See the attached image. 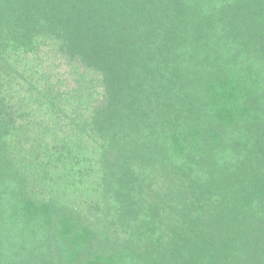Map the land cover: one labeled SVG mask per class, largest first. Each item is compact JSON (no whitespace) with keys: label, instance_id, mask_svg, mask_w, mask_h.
I'll list each match as a JSON object with an SVG mask.
<instances>
[{"label":"trees","instance_id":"1","mask_svg":"<svg viewBox=\"0 0 264 264\" xmlns=\"http://www.w3.org/2000/svg\"><path fill=\"white\" fill-rule=\"evenodd\" d=\"M0 264H264V0H0Z\"/></svg>","mask_w":264,"mask_h":264}]
</instances>
